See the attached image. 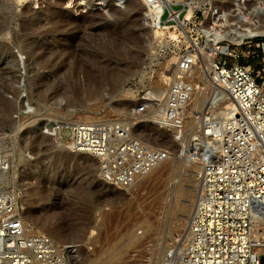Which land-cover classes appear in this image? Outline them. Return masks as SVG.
Wrapping results in <instances>:
<instances>
[{"label": "rangeland", "instance_id": "rangeland-1", "mask_svg": "<svg viewBox=\"0 0 264 264\" xmlns=\"http://www.w3.org/2000/svg\"><path fill=\"white\" fill-rule=\"evenodd\" d=\"M66 1L0 0V158L7 165L6 169L0 166L7 175L0 181V190H11L17 195L29 229L75 250L73 264H167L168 252L186 234L198 197L194 191L199 186L196 150L189 147L187 153L181 154L177 149L191 133V119L208 110L185 115V136L171 134L159 124L142 122L148 121L149 115L145 111L138 116L135 108L142 102L155 105L158 99L143 100L150 91L160 92L161 85L167 88L162 101L179 79L176 71L171 73L172 66H178L185 54H196L194 47L206 46L202 31L205 11L219 0L173 1L169 8L178 13V22L171 19L166 8L157 33L146 22L144 5L138 0ZM188 2L195 3L191 4L193 13L186 18ZM236 4L232 0L219 3L222 11L230 12V26L235 23L230 9ZM244 8L246 13L252 12V1L247 0ZM36 11L43 15L40 23L32 16ZM48 11L53 13V20L45 19ZM48 21L60 26L61 32H41V25L46 27ZM15 32L19 36L26 33V44L31 39L37 48L42 45L41 54L37 55H43L42 60L48 62L51 55L57 57L56 63L41 68L35 53L28 52L29 57L26 50L19 49L13 39ZM244 42L253 47L264 43V36L246 39L240 45L220 42L228 44L230 54L217 53L215 62L225 66L247 63L242 58ZM198 63L197 69L192 71L194 66L190 72L191 95H199V89L204 87L198 78L204 66ZM164 74L169 77L168 83L162 78ZM94 89L95 93L98 89V95L89 99L85 92ZM212 92V86L205 87V96ZM226 96L225 100L232 102L228 93ZM26 100L32 109L29 112L23 109ZM98 121L129 124L133 136L147 147L160 146L170 150L171 155L160 162L161 168L132 186L107 184L100 177L96 159L68 148L72 124ZM55 122L60 127L52 135ZM35 123L39 125L36 130L30 128ZM29 134L33 136L30 138ZM188 154L192 158L185 161ZM39 168L42 172L34 173ZM185 209L192 210L188 218ZM26 214L33 215V221ZM42 220H47L58 233L40 226ZM260 264H264V253Z\"/></svg>", "mask_w": 264, "mask_h": 264}, {"label": "built area", "instance_id": "built-area-1", "mask_svg": "<svg viewBox=\"0 0 264 264\" xmlns=\"http://www.w3.org/2000/svg\"><path fill=\"white\" fill-rule=\"evenodd\" d=\"M243 45L247 63L213 66V82L228 90L237 107L224 122L212 115L203 121L213 145L202 156L200 191L186 234L168 252L167 264H260L264 253V43ZM195 60L192 54L182 57L179 79L162 101L135 108L138 116L147 111L148 121L142 122L159 124L171 134L184 132ZM155 110L159 122L150 121ZM70 130L71 149L96 159L101 179L117 187L130 186L171 155L160 146L147 147L120 121L74 123ZM0 166L7 168L3 158ZM0 240V264H73L76 257L69 245L29 230L11 190H0Z\"/></svg>", "mask_w": 264, "mask_h": 264}, {"label": "bare ground", "instance_id": "bare-ground-1", "mask_svg": "<svg viewBox=\"0 0 264 264\" xmlns=\"http://www.w3.org/2000/svg\"><path fill=\"white\" fill-rule=\"evenodd\" d=\"M6 1V0H5ZM12 1V0H11ZM18 2H21L22 0H17ZM72 1V0H70ZM70 1H66L68 4L70 3ZM137 1V0H135ZM141 2L142 5H144V9H145V12H144V17L146 19V22H148V24L154 28H156L157 30L155 31L157 33L158 29L161 28V17H162V14L164 13V10L167 8V10L169 11L170 13V17L172 20L178 22V13L175 12V10L173 11V9H170L169 6L173 5V1L174 2H179L180 0H153L152 3H150V1L148 0H138V2ZM227 1L229 0H219V1H216V3H211L210 7L207 8V11H205V20H204V24H203V33L204 35L206 36V41H205V47H198L194 49L197 51L196 54H194L193 56L195 57V68L192 69V71L195 69H197V65L199 64L198 62H202L203 63V66H204V72L200 73L198 78L202 81V84L204 85V87L200 88L199 89V95L196 94V93H192V101L191 103H189V105L187 106L186 108V112H185V115H188V114H197V113H201L204 108H206L205 110H208V112L212 113V114H215L218 118H221L222 122H224V120L227 118V116L230 114V112L234 109H236V103L233 101V98L232 96L230 95V93L228 92V90H224V88H221L219 87V85H216L214 82H213V78L215 77L214 75V72H213V66L215 64V57L217 55V53L219 52H222V53H225V54H230V50H229V47H228V44H225V45H220V42L222 41H227L228 43H231V44H241L244 40L246 39H249V38H254V37H260V36H264V0H251L252 1V5H253V8H252V12L250 13H246L245 11V3L247 0H232L234 2H237L236 4V7L233 8V9H230L231 12H234V18H235V23L233 25H228L227 22H228V14L230 13L229 11L228 12H225V11H222L221 8H220V4H224L226 3ZM10 2V1H9ZM43 2V1H42ZM195 2H188L186 3L188 5V11H187V14L185 15L186 18L190 17L191 13H193V9H194V6L191 5V4H194ZM49 4V2H48ZM140 4V3H139ZM81 5H84V4H80ZM26 6V5H24ZM79 6V5H78ZM79 6V7H80ZM134 7V6H133ZM28 8V6H27ZM23 9V8H22ZM75 11V14H76V10H73ZM82 11V10H81ZM80 11V12H81ZM22 12V11H21ZM42 12V11H41ZM28 13V12H27ZM46 13V12H45ZM29 14V13H28ZM44 14V13H43ZM53 14V13H52ZM51 12L48 11V17H46L45 15L47 14H44V17L46 20L52 16ZM55 14V13H54ZM253 14V16H252ZM5 15V14H4ZM26 15V14H25ZM42 15L34 12L32 13V16L35 17V18H38ZM43 16V15H42ZM54 16V15H53ZM31 17V16H30ZM52 18V17H51ZM51 18L49 20H51ZM30 19V18H29ZM55 19V18H54ZM32 20V19H31ZM53 20V18H52ZM35 21V20H34ZM61 21V19H60ZM45 22V21H44ZM43 22V24H44ZM68 22V21H67ZM3 23V22H2ZM31 23V21L29 22V24ZM34 22H32L33 24ZM36 23V22H35ZM39 23H40V19H39ZM76 23V22H75ZM46 25V23L44 24ZM43 25V26H44ZM34 26V25H33ZM36 26V24H35ZM40 27V24L38 25ZM26 27V25H25ZM27 28V27H26ZM34 28V27H33ZM37 28V27H36ZM41 32L43 31L47 33H50V34H57V32H61L60 31V26H56V23L55 22H50L48 21L46 27H42L41 25ZM164 28V27H163ZM20 29V28H19ZM18 30V29H17ZM24 29H22L20 32H22ZM30 30V29H29ZM61 30L62 27H61ZM38 31V29H37ZM3 32V31H2ZM24 32V31H23ZM27 32V31H26ZM34 32V30L32 31ZM39 32V31H38ZM17 32H15L16 34ZM28 33V32H27ZM155 33V34H156ZM1 34V33H0ZM5 35V33L3 34ZM12 36V35H11ZM16 36V37H15ZM18 33L17 35H14L13 39L15 38V42L19 44V49L21 47L22 50H26L27 54L28 52L29 53H35V57L38 59V62H40V66L41 68L42 67H48L49 66H53L56 61L55 59H57V57H51L50 55V58L51 59H48V62L45 61V60H42L43 58V55L42 57L40 58L39 56H37L38 54H41L39 53L42 45H40L38 48L35 44H32L31 43V39H30V44H26V42L28 41V38H26V33H21V35L19 37ZM4 37V36H2ZM53 37H57V36H53ZM12 38V37H11ZM6 40V39H5ZM14 43V42H13ZM41 43V42H40ZM47 43V42H46ZM195 44V43H194ZM36 47H35V46ZM7 46V45H6ZM202 46V45H201ZM56 47V45H55ZM59 48V46H58ZM64 48V47H63ZM56 50V49H55ZM58 50V49H57ZM67 50V49H66ZM50 51V50H49ZM52 52H50L51 54ZM55 52L53 51L52 54H54ZM61 55V53H60ZM28 56L30 57V54H28ZM55 56V54H54ZM58 56V55H57ZM39 57V58H38ZM32 58V57H31ZM34 59V58H33ZM59 59V57H58ZM47 60V59H46ZM50 60V61H49ZM173 61L176 60V58L174 57L172 59ZM32 61V60H31ZM58 61V60H57ZM67 61V60H66ZM37 62V61H36ZM199 67V66H198ZM44 69V68H43ZM170 69V68H169ZM34 70V69H31V71ZM171 73H176L179 75V73H181L178 69V66H172V69L170 70ZM191 71V73H192ZM109 73V72H108ZM162 73V72H161ZM4 75V74H3ZM40 75V74H39ZM60 75V74H59ZM175 75V74H174ZM38 75H36L35 77H37ZM108 76V75H107ZM58 77V76H57ZM163 80L168 83V76H166L165 74L162 76ZM37 79V78H36ZM59 79V77H58ZM90 79V78H89ZM114 79V78H113ZM112 79V81H113ZM160 79V78H159ZM174 79V78H173ZM1 80V78H0ZM94 80V79H93ZM162 80V79H161ZM171 80H172V77H171ZM191 80V79H189ZM108 81V80H107ZM1 82V81H0ZM95 83V82H94ZM4 84V83H3ZM212 86L213 87V92L212 94L208 97V96H205V93H204V90H205V87L207 86ZM192 87V86H191ZM96 89V88H95ZM95 89L93 91H90V90H87L85 92V95L89 98H92L91 96H97L98 95V89L96 90V93H95ZM100 89V88H99ZM161 91L160 92H155V91H150L147 93L145 99L143 101H146V102H149V101H154V100H161L164 92H165V86L163 87L161 85ZM92 90V88H91ZM193 90V89H192ZM100 91V90H99ZM169 91V90H168ZM167 93V92H166ZM226 93H228L230 99L232 100L231 101H226L225 99L227 98L226 96ZM85 98V97H84ZM89 98V99H90ZM23 109L27 112L31 111V107H30V103L28 100H26V102L23 103ZM31 109V110H30ZM204 115V114H200V115H195V117H193L191 119V126H190V130H191V133L190 135L187 137L186 136V132L184 131H176L175 133H180L183 135H185V140L183 141V145L179 146V148L177 149V152H181V154H185L187 153L188 151V148L191 147L193 149L196 150V152L194 153L195 155H198L199 156V170L197 171V173L199 174L198 175V181L197 183H199V186H198V190L194 191V192H197L196 195L198 196L199 194V191H200V174L202 172V156L204 154V151L206 149H208L210 146L213 145V140L209 137H205L206 134H208L210 132L209 130V126H203V121L205 120H209L210 118V114L207 115V113ZM156 114V113H155ZM154 115V114H153ZM152 115V116H153ZM209 116V118L207 117ZM157 118L156 116H153L151 117V119H155ZM89 121V120H88ZM154 121L156 122H159V120L155 119ZM189 123V121L187 122ZM197 124L199 125L197 127ZM39 125L38 124H32L30 125V128L36 130L35 128L38 127ZM60 125L58 124V122L54 123V126L51 128L52 132L51 134L54 135L55 132H56V129L59 128ZM208 128V129H207ZM28 129V128H27ZM31 129V130H32ZM31 130H27V132H30ZM48 130V129H47ZM18 131V130H17ZM41 132V131H40ZM46 132V131H45ZM23 133V132H21ZM48 133V131H47ZM49 134V133H48ZM30 135V134H29ZM27 136V135H26ZM33 135L31 134L30 135V138L32 137ZM32 141V140H31ZM25 143V142H24ZM66 145V143H65ZM68 148L71 149V146H70V143H68ZM74 152V151H73ZM76 153L78 154H84V155H87V156H90L89 154H87L86 152H77L75 151ZM189 155V154H188ZM186 157L185 161H189L190 158H192V155H189ZM91 157V156H90ZM93 158V157H92ZM196 159V158H194ZM197 160V159H196ZM161 162V161H160ZM156 163L155 167H151L147 170V173L145 172L144 174H139L137 175L135 178H134V181L132 182L131 186L134 185L135 183H137L140 179L146 177V176H149L151 173H153L155 170L161 168L160 166H162V163ZM200 163H201V166H200ZM158 164V165H157ZM42 169L39 168L37 169L34 173H37L39 171H41ZM2 171V170H1ZM0 171V181L3 179V178H6L7 175H4L5 173H3V171L1 172ZM42 172V171H41ZM159 172H156V174H158ZM158 177V176H157ZM31 181V180H30ZM2 182V181H1ZM160 188V187H159ZM158 189V186L156 185V190ZM197 189V188H196ZM182 190V189H181ZM195 190V189H194ZM180 191V190H179ZM158 192V190H157ZM193 196L195 197V195L193 194ZM197 200V199H196ZM195 200V201H196ZM193 202V200H192ZM191 202V203H192ZM194 204V203H193ZM191 205V204H190ZM195 205V204H194ZM175 208V207H174ZM194 208V207H193ZM192 209V208H191ZM186 210V209H185ZM173 212V211H172ZM184 212V211H183ZM192 212V210L189 211L186 210V217L188 218V216L190 215V213ZM176 213V212H175ZM174 213V214H175ZM39 215V214H38ZM27 217V219H31L33 218V215H28L26 214L25 215ZM40 217V216H39ZM35 218V217H34ZM115 219V218H114ZM121 219V217H120ZM35 220V219H34ZM111 220V219H110ZM33 221V220H32ZM37 221V219H36ZM37 224V223H35ZM27 226V225H26ZM42 227L48 229V230H51V232H54L55 233H58L56 232V228L53 227L51 224H49V222H47V220H42L41 222V225ZM51 226V227H50ZM28 227V226H27ZM151 229V226L148 227V230ZM31 230V229H29ZM58 231V230H57ZM183 232V231H182ZM53 234V233H52ZM183 236V235H182ZM56 237H58L56 235ZM64 239V238H63ZM96 240V239H95ZM94 240V241H95ZM93 241V242H94ZM2 243V240H0V244ZM95 243V242H94Z\"/></svg>", "mask_w": 264, "mask_h": 264}]
</instances>
